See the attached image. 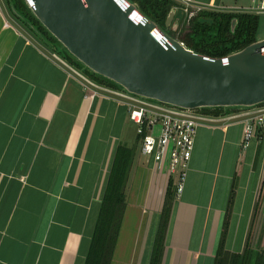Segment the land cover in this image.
Masks as SVG:
<instances>
[{
	"label": "crops",
	"instance_id": "crops-1",
	"mask_svg": "<svg viewBox=\"0 0 264 264\" xmlns=\"http://www.w3.org/2000/svg\"><path fill=\"white\" fill-rule=\"evenodd\" d=\"M197 2L240 10L236 0ZM5 8L0 0V264H84L120 145L134 155L110 264H148L166 170L140 153L125 105L84 91ZM242 114L198 127L161 264H213L230 204L226 248L264 252V128L243 148Z\"/></svg>",
	"mask_w": 264,
	"mask_h": 264
},
{
	"label": "water",
	"instance_id": "water-1",
	"mask_svg": "<svg viewBox=\"0 0 264 264\" xmlns=\"http://www.w3.org/2000/svg\"><path fill=\"white\" fill-rule=\"evenodd\" d=\"M23 1L69 55L131 94L183 109H244L264 103V37L226 56L210 57L160 30L128 0ZM10 9L55 52L11 2ZM171 19L170 9L165 27ZM177 24L178 19L172 31ZM234 25L235 19L231 29Z\"/></svg>",
	"mask_w": 264,
	"mask_h": 264
},
{
	"label": "trees",
	"instance_id": "trees-1",
	"mask_svg": "<svg viewBox=\"0 0 264 264\" xmlns=\"http://www.w3.org/2000/svg\"><path fill=\"white\" fill-rule=\"evenodd\" d=\"M128 1L134 3L143 15L154 21L160 30H164L165 18L173 5V0ZM10 2L20 15L27 19L45 36L47 41L55 46V52L68 63L81 69L83 73L97 83L117 86L113 81L88 70L79 61L69 55L66 50L63 54L62 50L58 48L59 42L41 26L23 0H4L7 12L11 18H13L16 23L18 22L20 26L31 32L39 43H41V41L35 36L31 29H29L28 25L12 13ZM233 19H235V25L234 28L231 29ZM258 19V14L252 12L204 9L191 18L187 24L182 26L179 25V27L173 31L174 35L171 36L199 54L210 57H223L242 49L256 40ZM238 110H241V108L226 107L203 109L204 112L214 116H223ZM133 155L134 150L132 147L120 145L117 148L84 264L111 263L114 246L125 209L124 189ZM174 197L175 190L173 181L169 179L163 196V203L159 213L148 264H161ZM230 205L223 221L213 264H264V252L255 254L253 249L248 246L241 252L230 251L226 248L225 235Z\"/></svg>",
	"mask_w": 264,
	"mask_h": 264
},
{
	"label": "built area",
	"instance_id": "built-area-1",
	"mask_svg": "<svg viewBox=\"0 0 264 264\" xmlns=\"http://www.w3.org/2000/svg\"><path fill=\"white\" fill-rule=\"evenodd\" d=\"M170 9L171 25L178 19L177 29L206 9V6L197 0H173ZM247 12L264 13V0H251ZM54 56L82 80L84 91H91V96L102 95L125 105L127 117L135 125L140 153L150 159L156 169L166 170L168 180L173 181L175 195H179L184 187L198 127L214 125L222 117L208 114L203 109H183L131 94L123 88L101 85L58 54ZM241 111V146L246 148L258 129L264 128V103Z\"/></svg>",
	"mask_w": 264,
	"mask_h": 264
},
{
	"label": "rangeland",
	"instance_id": "rangeland-1",
	"mask_svg": "<svg viewBox=\"0 0 264 264\" xmlns=\"http://www.w3.org/2000/svg\"><path fill=\"white\" fill-rule=\"evenodd\" d=\"M232 1H235V0H232ZM236 2H237V4L239 5V9L240 10H238V11H248V8H249V5H250V3H251V0H236ZM4 5V4H3ZM6 7V6H5ZM5 10H6V15H7V17H8V19L12 22V23H16L15 21H14V19L13 18H11V16L9 15V13L7 12V9L5 8ZM227 10H230V9H227ZM230 11H232V10H230ZM258 16H259V19H258V27H257V37L258 38H263L264 37V13H258ZM173 23V22H172ZM16 24H18V22L16 23ZM19 26H20V24H18ZM21 27V26H20ZM22 28V30H24V31H26V32H28V33H30L31 34V32H29L27 29H25V28H23V27H21ZM163 32H165V33H168L169 35H174V33H173V31H171V24H170V26H168V27H165L164 28V30H163ZM37 41V40H36ZM37 42H39V41H37ZM59 47V50H62V53L64 54V51H65V49L59 44L58 45ZM47 48V47H46ZM113 87H117V88H120V86H113ZM214 116V115H213Z\"/></svg>",
	"mask_w": 264,
	"mask_h": 264
}]
</instances>
